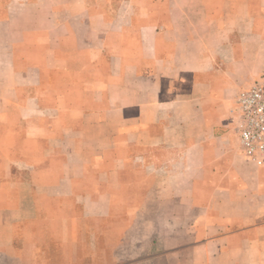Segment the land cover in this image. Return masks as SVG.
<instances>
[{"label": "crops", "instance_id": "obj_1", "mask_svg": "<svg viewBox=\"0 0 264 264\" xmlns=\"http://www.w3.org/2000/svg\"><path fill=\"white\" fill-rule=\"evenodd\" d=\"M261 75L264 0H0V264H264Z\"/></svg>", "mask_w": 264, "mask_h": 264}, {"label": "built area", "instance_id": "obj_2", "mask_svg": "<svg viewBox=\"0 0 264 264\" xmlns=\"http://www.w3.org/2000/svg\"><path fill=\"white\" fill-rule=\"evenodd\" d=\"M234 112L244 157L257 167L264 166V78L239 91Z\"/></svg>", "mask_w": 264, "mask_h": 264}, {"label": "rangeland", "instance_id": "obj_3", "mask_svg": "<svg viewBox=\"0 0 264 264\" xmlns=\"http://www.w3.org/2000/svg\"><path fill=\"white\" fill-rule=\"evenodd\" d=\"M259 78H264V75H261V76H259L258 78H255L254 80H256V79H259ZM252 82V81H251ZM250 82V83H251ZM250 83H247V84H250ZM247 84H245V85H247ZM239 93V92H238Z\"/></svg>", "mask_w": 264, "mask_h": 264}]
</instances>
